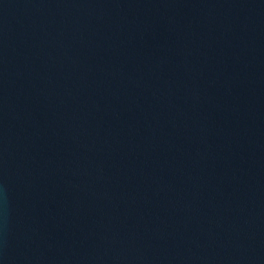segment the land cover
<instances>
[{
  "label": "water",
  "instance_id": "water-1",
  "mask_svg": "<svg viewBox=\"0 0 264 264\" xmlns=\"http://www.w3.org/2000/svg\"><path fill=\"white\" fill-rule=\"evenodd\" d=\"M0 264H264V0H0Z\"/></svg>",
  "mask_w": 264,
  "mask_h": 264
}]
</instances>
